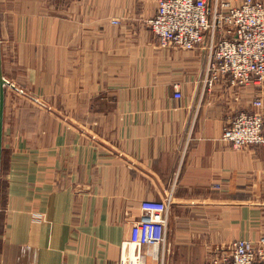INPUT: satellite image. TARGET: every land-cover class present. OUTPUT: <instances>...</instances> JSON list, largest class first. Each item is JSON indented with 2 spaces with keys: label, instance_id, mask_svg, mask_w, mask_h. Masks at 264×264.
Masks as SVG:
<instances>
[{
  "label": "crops",
  "instance_id": "crops-1",
  "mask_svg": "<svg viewBox=\"0 0 264 264\" xmlns=\"http://www.w3.org/2000/svg\"><path fill=\"white\" fill-rule=\"evenodd\" d=\"M158 7L0 0V264H124L142 205L169 197L166 243L149 264H208L264 237V146L223 139L264 102V85L208 88L203 52L164 48L151 32Z\"/></svg>",
  "mask_w": 264,
  "mask_h": 264
},
{
  "label": "built area",
  "instance_id": "built-area-1",
  "mask_svg": "<svg viewBox=\"0 0 264 264\" xmlns=\"http://www.w3.org/2000/svg\"><path fill=\"white\" fill-rule=\"evenodd\" d=\"M149 26L162 47L206 55L208 88L222 79L236 93L264 85V0H159ZM175 88V98L181 99L179 85ZM263 105L262 98L256 99L252 111L240 112L224 128L223 139L234 150L264 146ZM170 206V197L142 205L138 251L124 264L159 260ZM210 264H264V237L259 242L234 241L229 250L216 252Z\"/></svg>",
  "mask_w": 264,
  "mask_h": 264
},
{
  "label": "water",
  "instance_id": "water-1",
  "mask_svg": "<svg viewBox=\"0 0 264 264\" xmlns=\"http://www.w3.org/2000/svg\"><path fill=\"white\" fill-rule=\"evenodd\" d=\"M0 76H1V91H0V196H1V175H2V158H3V141H4V105H5V81L2 73V58L0 52Z\"/></svg>",
  "mask_w": 264,
  "mask_h": 264
},
{
  "label": "rangeland",
  "instance_id": "rangeland-1",
  "mask_svg": "<svg viewBox=\"0 0 264 264\" xmlns=\"http://www.w3.org/2000/svg\"><path fill=\"white\" fill-rule=\"evenodd\" d=\"M153 18H154V17H153ZM153 18H152V19H153ZM152 19H150V20H152ZM150 20H149V21H150ZM149 21L147 22V23H148V24H147L148 26H149ZM149 28H150V26H149ZM150 30H151V28H150ZM151 32H152V30H151ZM152 33H153V32H152ZM154 36H155V35H154ZM260 112H261V111H260ZM210 260H211V259H210ZM208 264H210V262H209Z\"/></svg>",
  "mask_w": 264,
  "mask_h": 264
}]
</instances>
